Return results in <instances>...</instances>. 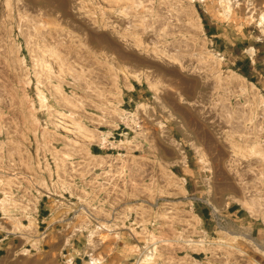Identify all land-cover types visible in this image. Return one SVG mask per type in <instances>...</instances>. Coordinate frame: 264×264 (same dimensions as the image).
<instances>
[{"label":"rangeland","instance_id":"obj_1","mask_svg":"<svg viewBox=\"0 0 264 264\" xmlns=\"http://www.w3.org/2000/svg\"><path fill=\"white\" fill-rule=\"evenodd\" d=\"M261 15L264 0H0V211L24 239L19 213L56 225L47 256L1 264H254L238 203L264 198ZM104 131L115 145L89 142Z\"/></svg>","mask_w":264,"mask_h":264},{"label":"crops","instance_id":"obj_2","mask_svg":"<svg viewBox=\"0 0 264 264\" xmlns=\"http://www.w3.org/2000/svg\"><path fill=\"white\" fill-rule=\"evenodd\" d=\"M249 118L250 117H246V121ZM252 128H254V126H252ZM253 130L254 129H252V131ZM141 148H142V155L147 159L145 158L144 160L142 159L141 160L142 163L140 164H142V166L153 167L157 171V169L159 168L157 162L159 161H157L158 159L156 158L154 153L152 151H149V148L145 145H143ZM92 152L94 154L95 149H93ZM155 160H156V164L154 163ZM258 190L259 188L254 190V198L257 197L256 195L258 193ZM244 199L245 196L239 199V201H242ZM238 205L246 212V214L254 218V264H264V219H262L260 216L258 217V214H262V213L259 212L254 213L253 216L250 215L246 211V209L242 205H240V203H238ZM226 212L227 213L226 215H224V218L229 217L231 221L238 220L239 209L236 205L234 204L229 205V207H227L226 209ZM193 213H194L193 210H191L190 216H193L194 215ZM205 214H206L205 211H200L199 215L198 214L195 215L196 221L202 222V219L205 217ZM207 215H209V212L207 213ZM16 216L18 222H16L15 226H17L18 224L21 226H28L30 220H32V225L29 229V231L32 233V237L31 239H24L23 237H20L21 236L20 234L22 232H27V231H23V229L21 228L18 231L20 234L16 233L19 234V237H17L16 234H12L11 232H9L13 230L14 226L9 222L4 221L5 215H3L2 211H0V264L2 263L3 259L7 257L8 253L10 252V249H14L16 251L15 253H18L21 249L26 248L25 250H30V254L32 255L47 256L41 253V249H43V246H45L44 238L52 234V232L55 230L56 225L55 223L49 222V218H47L46 211H42L39 213L37 210L36 213H32L29 217H26L25 214H21V213H19V215ZM222 221L224 220L221 219L220 222ZM63 243H64V239L62 240L61 244ZM198 252L199 253L197 254L199 256L200 254H204L205 251H201V252L198 251ZM190 260L191 261L189 263L200 264L197 257H192L190 258ZM201 264H212V263L206 259V261L202 262Z\"/></svg>","mask_w":264,"mask_h":264},{"label":"bare ground","instance_id":"obj_3","mask_svg":"<svg viewBox=\"0 0 264 264\" xmlns=\"http://www.w3.org/2000/svg\"><path fill=\"white\" fill-rule=\"evenodd\" d=\"M62 6L63 5L60 4L59 7H62ZM224 8H225V6H224ZM226 12H228V10H226ZM260 25H264V16H262V15H261V19H260ZM170 59L173 60V61H179V59L176 58L173 55L170 56ZM250 88H253V86L250 85ZM233 114H235V113H233ZM120 115L126 116V113L123 112V111H120ZM129 116H132V114H130ZM228 116H229V114H228ZM229 118H231V117L229 116ZM115 125H116V122H114L113 124H108V126H115ZM108 135H109V131L100 132V134H98L96 136L94 135L93 137H90L89 142L90 143L94 142L97 145H99L101 148L106 147V146L115 145V144H113V142L110 141ZM251 193L252 192H248V190H247V194L248 195L246 194L245 195V199L242 200V201H239L240 205H242L250 215L254 216V213H258V212L262 213V214H258V215H264V198H257V197L254 198V194L253 193L251 194ZM0 204H2V201H0ZM30 223H32V220L30 221ZM23 227L25 229L28 228V227H25V226H23ZM29 228H30V226H29ZM16 229L14 228L13 231H15ZM186 245L189 247V249L191 251L203 250V249H205V248L210 246L209 243H205L204 241H201V240H198V241L187 240L186 241ZM98 263H100L98 259L91 258V261L88 264H98Z\"/></svg>","mask_w":264,"mask_h":264},{"label":"trees","instance_id":"obj_4","mask_svg":"<svg viewBox=\"0 0 264 264\" xmlns=\"http://www.w3.org/2000/svg\"><path fill=\"white\" fill-rule=\"evenodd\" d=\"M94 154H99V151L97 149H95Z\"/></svg>","mask_w":264,"mask_h":264}]
</instances>
